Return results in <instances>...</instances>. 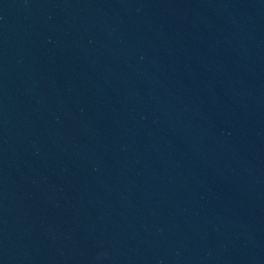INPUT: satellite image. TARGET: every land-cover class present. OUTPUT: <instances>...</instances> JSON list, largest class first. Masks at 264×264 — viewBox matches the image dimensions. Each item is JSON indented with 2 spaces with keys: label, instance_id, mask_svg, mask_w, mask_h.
<instances>
[{
  "label": "water",
  "instance_id": "95a60500",
  "mask_svg": "<svg viewBox=\"0 0 264 264\" xmlns=\"http://www.w3.org/2000/svg\"><path fill=\"white\" fill-rule=\"evenodd\" d=\"M0 264H264V0H0Z\"/></svg>",
  "mask_w": 264,
  "mask_h": 264
}]
</instances>
